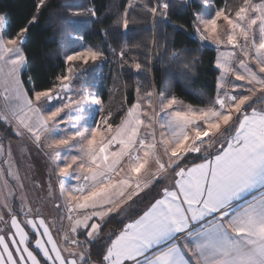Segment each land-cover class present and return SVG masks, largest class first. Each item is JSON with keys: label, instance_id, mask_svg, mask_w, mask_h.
Masks as SVG:
<instances>
[{"label": "snow or ice", "instance_id": "1", "mask_svg": "<svg viewBox=\"0 0 264 264\" xmlns=\"http://www.w3.org/2000/svg\"><path fill=\"white\" fill-rule=\"evenodd\" d=\"M47 2L37 0L14 36L4 35L0 14V124L37 147L46 144L50 159L61 156L53 171L63 204L55 206L69 226L58 242L6 159L0 264H264V0H223L192 14L198 41L215 46L220 72L203 106L138 83L118 123L84 84L89 69L107 61L102 47L66 54L64 71L47 88L25 81L27 33ZM139 7L167 19L170 3ZM83 15L97 17L94 9L66 13ZM135 22L127 8L116 21L125 30ZM62 23L58 18L57 27ZM152 45L162 46L155 39ZM140 48L125 43L108 51L122 69L148 72L152 56L132 54ZM182 63L191 74L198 61ZM0 154L11 157L10 145L0 144ZM65 179L76 182L66 191ZM116 219L119 227L104 235ZM97 241L103 250L93 260Z\"/></svg>", "mask_w": 264, "mask_h": 264}, {"label": "trees", "instance_id": "2", "mask_svg": "<svg viewBox=\"0 0 264 264\" xmlns=\"http://www.w3.org/2000/svg\"><path fill=\"white\" fill-rule=\"evenodd\" d=\"M130 0H48L40 10L35 24L29 27L24 45L28 55V66L24 74L27 81L31 77L37 90L51 86L55 77L64 71L63 57L73 50L93 45L105 49L107 61L97 62L87 74L84 84L90 92L99 93L104 101V110L113 112V120L119 122L121 113L136 99L135 89L141 86L155 87L165 96H176L193 106H203L201 101L215 95L214 88L220 72L215 66V48L204 46L194 35L191 27L194 12L205 13L204 4L219 6L223 0H168L170 8L167 19L157 16L153 19L139 5L153 4L157 0H131L135 7H128ZM237 2V0H230ZM37 0H0V14L6 16V34L14 36L19 28L36 11ZM127 8L130 19L125 30L116 21ZM69 9L81 11L94 9L97 17L90 15L66 16ZM58 18L63 23L58 28ZM155 39L158 49L152 45ZM127 43H139V50L132 54L143 61L145 52L152 56L150 70L136 73L125 66H119L118 56L108 51L109 45L117 52ZM180 53L179 60L171 59V53ZM158 57V58H157ZM198 61L195 70L189 74L183 63ZM26 87H31L26 83ZM4 137L11 130L0 124ZM5 134V135H4ZM8 135V134H7ZM5 141L9 137H4ZM113 229L119 227V220H112ZM103 247L97 241L92 247L93 258L97 260Z\"/></svg>", "mask_w": 264, "mask_h": 264}, {"label": "rangeland", "instance_id": "3", "mask_svg": "<svg viewBox=\"0 0 264 264\" xmlns=\"http://www.w3.org/2000/svg\"><path fill=\"white\" fill-rule=\"evenodd\" d=\"M2 31L4 35L7 36L6 19ZM194 35L198 39V36L196 35L195 31H194ZM208 46L215 48V46L212 45H208ZM96 118L98 119V117ZM7 134L6 135L4 134L5 135L4 137L7 136L9 137L7 141H5L1 133H0V140L5 142L2 144L6 149L10 145L12 156L6 157L5 155L0 154V161H3L4 164V167L1 168L6 169L7 165L4 163V161L6 159H10L12 161L14 168H18L20 165L23 171L26 172L27 170L28 173L32 174L34 186H37L39 188L38 184L44 183L47 186V193H48L47 202H46V205L48 207L47 216L51 218L54 217L55 214H57L58 217L57 220L61 222L62 225L61 227L63 229H67L69 226V221L67 219L62 218L64 217V209L62 207L60 209L54 207L56 203L61 205L63 204L62 201L63 199L60 197L58 191L59 187L61 188L60 178H58L53 171V165L60 161L61 156H55L52 159H50L49 155L46 154L49 150L47 149L46 144H44L43 142L40 147H37V145L34 144L32 140L29 139L27 136L23 138H18L11 132V138H10L9 135L10 133ZM40 175H42L43 178L46 177L47 180L44 182L43 178ZM6 176H7L6 171L0 172V202L3 201L2 193L5 191V189L3 188L2 182L6 178ZM11 182L12 180L9 178V184H11ZM75 183H76L75 181H69L65 179L63 181L64 190H67V188L70 185H74ZM49 187L51 188V192H49ZM141 195H143V193ZM113 227H114L113 225H108V228L105 230L104 235L107 234V231H111Z\"/></svg>", "mask_w": 264, "mask_h": 264}, {"label": "crops", "instance_id": "4", "mask_svg": "<svg viewBox=\"0 0 264 264\" xmlns=\"http://www.w3.org/2000/svg\"><path fill=\"white\" fill-rule=\"evenodd\" d=\"M2 143H5V142L0 140V144H2ZM1 167H4L3 161H0V168ZM18 169H19L21 180H22L23 185H24V188L20 191L27 194L28 202H30L34 208L39 209V215H41L43 218L46 219V222L49 224V227L53 233L54 238L58 242L62 243V231H59V230H61L63 228L61 227L62 226L61 222L57 220V218H58L57 214H55V216L51 217V218H49L47 216L48 215V207L46 205L47 196H48L47 186L44 183H39L38 184L39 188L37 186H34L32 174L28 173L27 170H26V172L23 171L22 168L20 167V165H19ZM40 176L42 177V175H40ZM43 180L45 182L47 180V178L45 177V178H43ZM11 184H14V181H12ZM58 191H59L60 197L62 198L60 187H59ZM55 205H54V207L56 208ZM64 230H66V229H64ZM81 239H83V237H81ZM92 259L95 260L93 257H92Z\"/></svg>", "mask_w": 264, "mask_h": 264}]
</instances>
